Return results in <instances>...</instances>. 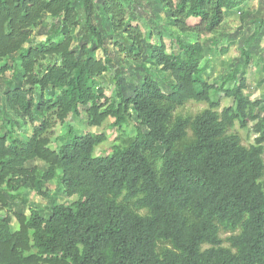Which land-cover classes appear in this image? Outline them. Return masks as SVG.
I'll use <instances>...</instances> for the list:
<instances>
[{
    "label": "trees",
    "instance_id": "trees-1",
    "mask_svg": "<svg viewBox=\"0 0 264 264\" xmlns=\"http://www.w3.org/2000/svg\"><path fill=\"white\" fill-rule=\"evenodd\" d=\"M252 1L0 0V79L12 70L6 61H18L3 105L33 128L24 139L0 129V212L20 190L47 198L43 189L52 181L76 198L71 206L51 198L47 212L32 209L28 218L13 213L14 231L12 216L0 217V264H264V97L250 100L243 73H230L219 85L205 81L206 49L198 41L215 35L226 13ZM142 3L167 19L158 42L124 21L126 9ZM46 17L58 18L59 26L23 50ZM81 22L86 39L75 44ZM166 36L176 51L167 52ZM210 44L216 48L218 41ZM240 54L246 66L247 50ZM49 59L59 63L43 65ZM125 59H142L143 74L133 84L116 74L107 97L98 79ZM147 64L166 75L162 87ZM212 94L232 104L220 110ZM188 102L207 108L175 116ZM80 110L88 126L112 120L110 128L126 136L133 123L132 137L95 156L107 136L76 135L68 127L58 149H50L52 128ZM235 123L253 124L252 145L229 133ZM221 233L230 236L222 241Z\"/></svg>",
    "mask_w": 264,
    "mask_h": 264
},
{
    "label": "rangeland",
    "instance_id": "rangeland-1",
    "mask_svg": "<svg viewBox=\"0 0 264 264\" xmlns=\"http://www.w3.org/2000/svg\"><path fill=\"white\" fill-rule=\"evenodd\" d=\"M125 23L137 25L145 36L148 37L149 41L153 43L158 42V27L166 26L167 19L165 16L160 13L158 16L152 13V9L145 4L132 5L130 8L126 9V15L124 19ZM93 24L97 26L98 22L96 18H93ZM83 22L79 27L74 31V42L75 44L79 41H85L86 37L84 36L86 30L84 29ZM59 26L58 18L46 17L43 25L34 30L33 36L26 46L23 47V50L27 47L37 45L45 40L49 35V29L51 27ZM170 32H173L174 29L167 26ZM116 42H121L120 39L116 37ZM190 40L193 42L196 39L193 36H190ZM198 41L202 43L206 49L205 58L202 62V68L204 70L203 79L212 85H219L220 82L230 73L239 75L243 73L246 82L245 94L252 101L260 100L264 97V0H255L239 10H235L229 13H226L224 17V22L219 28L215 35H201L198 38ZM218 41V46L214 48L210 43ZM115 42V43H116ZM163 42L166 45L167 52L176 51V45L170 41L169 37H164ZM108 49L114 50L115 43H112V40L108 42ZM88 45H91V42H88ZM211 48V51L210 49ZM226 49L225 53H219L216 49ZM244 48L247 50L249 55V62L245 64V57H241L240 50ZM100 57V54H98ZM11 65L12 70L6 74L5 77L0 79V129L5 133L14 129L20 135L21 139L28 138L31 136L33 128L31 124L27 121L23 122L19 120L13 113L6 110L3 105V93L6 90V82L9 81L13 75V71H16V68L13 66V62L17 66V59L14 58L13 61H6ZM142 59L139 61L132 60H123L121 62L113 61V64L110 68V71L99 77L98 82L105 91V95L110 97L113 94L115 89L114 77L119 75L120 79L126 84H133L136 82L137 77L142 75L140 74V65L142 64ZM59 63V60L49 59L43 65ZM151 68L153 80H155L161 87V80L166 79V75L162 72L154 70V67L151 65L146 66ZM21 74V71L18 70V75ZM229 86H232L229 85ZM212 98L217 96L211 95ZM220 103V110L224 107L230 106L232 103L229 99H225L222 95L217 97ZM207 108V104L188 102L181 107H178L174 111V115H180L183 117H194L204 109ZM258 115L262 114V110H256ZM112 120H108L101 127L88 126L86 121V116L83 110H80L79 115H69L64 124H56L48 137L50 139L49 148L52 150H57L60 146V141L58 140L63 136L68 127H71L76 135H82L84 133L91 134H100L104 133L107 136L106 143L100 145L96 148L94 154L95 156L109 155L113 145H125L128 142V138L132 137V126L133 123H130L129 126L125 127L127 136L124 135L121 131L116 129H111L110 124ZM253 124H249L247 128L240 129L238 124L235 123L234 127L229 130V133L237 134L241 140V144L245 147H249L254 143L257 135L253 132ZM127 137V139H126ZM264 160V155H263ZM34 166L40 171L46 170V165L40 161L33 163ZM45 193H47V198L43 199L38 196L37 192L34 190H20L18 192V199L12 206L10 205L8 209H3L0 212V217L9 214L13 218L12 230L18 229V224L13 217V213H18L24 215L26 218L29 217V213L32 209H40L44 212H47L50 206V199H54L55 205L71 206L76 198H68L62 193V189L58 187L56 181H52L44 186ZM229 234H222L220 238L222 241H225ZM224 246H228L224 243Z\"/></svg>",
    "mask_w": 264,
    "mask_h": 264
}]
</instances>
